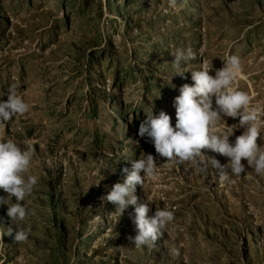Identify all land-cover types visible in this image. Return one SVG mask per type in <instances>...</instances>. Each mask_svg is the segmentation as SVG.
<instances>
[{
	"label": "rangeland",
	"instance_id": "obj_1",
	"mask_svg": "<svg viewBox=\"0 0 264 264\" xmlns=\"http://www.w3.org/2000/svg\"><path fill=\"white\" fill-rule=\"evenodd\" d=\"M178 47L197 53L181 63L186 79L172 64ZM229 55L242 62L235 87L264 106V0H0V99L15 83L29 105L0 126V140L30 143L29 174L38 178L23 222L13 225L0 204V232L31 229L25 242L0 240V264H264V176L242 160L245 173L227 169L222 182L210 164L205 174L166 162L138 134L151 109L175 128L174 98L193 84L191 71L207 63L215 75ZM224 119L220 130L238 127V118ZM143 152L158 175L135 195L149 216L167 206L174 221L154 247L136 248L127 239L136 235L134 207L120 215L102 197Z\"/></svg>",
	"mask_w": 264,
	"mask_h": 264
},
{
	"label": "clouds",
	"instance_id": "obj_2",
	"mask_svg": "<svg viewBox=\"0 0 264 264\" xmlns=\"http://www.w3.org/2000/svg\"><path fill=\"white\" fill-rule=\"evenodd\" d=\"M174 4L175 0H171ZM171 55L176 69L175 75L186 79L185 72L180 70L181 63L196 59L197 53L190 47L176 48ZM223 67L215 70L207 63L195 71H191L193 84L185 83L179 88V95L174 98L176 110L175 128L171 117L164 111L158 115L153 110L146 112V119L139 125L138 134L147 136L155 152L166 162H185L199 166L202 173H207V165L219 170V179L223 182L229 179L230 169L233 175L245 173V165L254 169L257 175L264 176V147L258 145V138L264 133V106L253 105L252 97L245 91L235 87V81L242 71L241 58L229 55L223 60ZM5 93L0 94L3 97ZM29 111V105L18 92V85L13 83L7 89V100L0 99V126L10 122L13 117L22 116ZM224 117L239 119L236 129L243 133L235 138L230 137L234 131L228 126L227 131L218 128V123ZM203 150H210L227 158L226 165H221L214 157L205 156ZM34 147L28 143L21 147L14 139L0 140V189L7 193V198L0 197V204H6L7 216L13 225L23 222L29 215L28 209L22 203L38 182L35 175L29 174ZM127 173L122 183H115L102 200L116 206L120 215L129 206L134 207L130 219L135 225L136 235L127 237L136 248L155 246L169 231V225L174 221V211L167 206L156 208L149 216L152 207L136 195L139 185L142 189L146 179L155 180L158 175V165L152 154L144 153L132 161V170ZM91 187V186H90ZM89 187V188H90ZM15 198L14 203H9ZM34 214V213H32ZM30 227H8L6 232H0V240L5 235L14 238L17 243L27 241ZM179 255V249L174 250Z\"/></svg>",
	"mask_w": 264,
	"mask_h": 264
},
{
	"label": "trees",
	"instance_id": "obj_3",
	"mask_svg": "<svg viewBox=\"0 0 264 264\" xmlns=\"http://www.w3.org/2000/svg\"><path fill=\"white\" fill-rule=\"evenodd\" d=\"M105 97H106V96H105ZM105 97H104V98H105ZM106 99H107V98H106ZM106 99H105V100H106ZM121 118H122V115L119 114V120H121ZM119 141L121 142L120 139H117V141H116V145H117V146H119V144H120ZM97 235H98L97 233H95V235L90 234V235L87 237L86 241H87V242H90V241L94 238L93 236H97Z\"/></svg>",
	"mask_w": 264,
	"mask_h": 264
}]
</instances>
